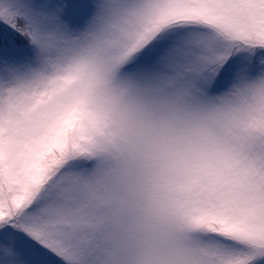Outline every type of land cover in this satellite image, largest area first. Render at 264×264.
<instances>
[{
	"label": "snow or ice",
	"instance_id": "6c2138e0",
	"mask_svg": "<svg viewBox=\"0 0 264 264\" xmlns=\"http://www.w3.org/2000/svg\"><path fill=\"white\" fill-rule=\"evenodd\" d=\"M0 264H264V0H0Z\"/></svg>",
	"mask_w": 264,
	"mask_h": 264
}]
</instances>
